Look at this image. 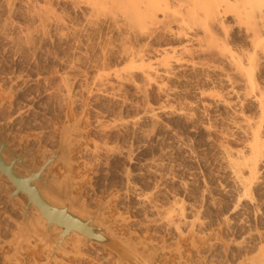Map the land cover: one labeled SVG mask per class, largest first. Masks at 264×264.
Segmentation results:
<instances>
[{
	"label": "rangeland",
	"instance_id": "374dc122",
	"mask_svg": "<svg viewBox=\"0 0 264 264\" xmlns=\"http://www.w3.org/2000/svg\"><path fill=\"white\" fill-rule=\"evenodd\" d=\"M124 1L0 0V139L39 167L70 131L45 176L84 216L103 204L153 264H264V19L246 13L264 5L229 7L207 35L180 29L178 0L144 27ZM0 180V264H117L84 238L53 259L36 233L21 242L27 198Z\"/></svg>",
	"mask_w": 264,
	"mask_h": 264
},
{
	"label": "water",
	"instance_id": "95a60500",
	"mask_svg": "<svg viewBox=\"0 0 264 264\" xmlns=\"http://www.w3.org/2000/svg\"><path fill=\"white\" fill-rule=\"evenodd\" d=\"M69 137L70 131H67L62 136L58 149L53 150L50 156H48L39 167L31 166L28 162L36 153L29 155L19 154L17 151H13L8 147L10 154H5L4 157L1 151L4 146H9V142L7 140H0V175L7 177L10 181V188L7 191L10 197L9 201L12 202L21 195H25L28 198L27 206L23 207L18 238L21 242H24L31 234L35 233L34 228L36 227L38 231L36 234L50 246L51 251L49 258L53 259L56 258L58 251H68V247L71 244L75 247L78 246L74 236L72 237L74 233L77 235L83 234L85 245L91 241V243H96L118 253L120 259L118 258L117 264H124V261H128L129 264H153V256L147 255L136 249L131 237L125 240L120 237L118 238L117 232L112 228L113 222L103 217L105 209L103 204H101L96 211L90 212L88 216H84L77 211L82 208L81 203L78 199L73 197L72 190L69 186L58 187L49 176H45L49 166L54 164L58 158H66ZM55 152L58 153L54 154ZM16 166L17 168H15ZM36 182L40 184L36 185ZM14 187L15 190H11ZM40 188L46 191L44 195H47L48 199L44 197ZM48 200L52 203L54 202L56 206L51 204ZM30 204L34 205L32 209L34 218L29 221ZM37 214L48 223L47 231H49V227L52 225L55 226L57 230L62 229L63 236L68 235L67 237L69 238H66V242V239L63 240L64 242L61 248L58 246H56V248L54 247L56 243L55 236L52 238V235L48 237L44 234V227H40L37 224L35 216ZM32 224H34V228ZM58 244H60V242ZM125 256L130 257V259L127 260Z\"/></svg>",
	"mask_w": 264,
	"mask_h": 264
},
{
	"label": "bare ground",
	"instance_id": "6f19581e",
	"mask_svg": "<svg viewBox=\"0 0 264 264\" xmlns=\"http://www.w3.org/2000/svg\"><path fill=\"white\" fill-rule=\"evenodd\" d=\"M124 1V0H123ZM126 1V0H125ZM124 1V2H125ZM177 1V0H176ZM127 2V6L126 7H128V15H129V20H130V22L133 24V26L135 25L136 27L138 26V24H139V26L140 27H144V26H142V25H145L146 24V22L148 23V22H150L151 23V21H153V23H155V22H157V23H160V22H162L161 20H158V13L159 12H163V17L164 18H166V17H168L169 15H168V10L171 8V0H127L126 1ZM126 2H125V4H126ZM244 3V6H247V4H248V7H249V3L250 4H253L252 2H254V5H255V7H256V5L259 3L260 4V6L262 5H264V0H248V2L249 3H245L246 1L244 0V2H243V0H178V6H179V8L180 7H185V8H187V10L185 11H183V12H181V10L180 11H178L179 13L181 12V16H183V17H181V19H179V20H177L178 22H182L181 23V25L183 26V25H185L184 27H182V28H180V29H182V30H184L183 32H185V30H187V29H192V27L193 26H195V25H198L199 24V26L201 25V27H204V30L206 31V34L208 33V31H210L209 30V26L210 25H212L214 22H212L211 23V21H216L215 20V18L216 17H218V16H220L219 14H221V12H224V11H226V10H228L229 9V7L231 8V7H234V5L236 6L237 4H239V3ZM241 3V4H242ZM255 3H257V4H255ZM246 4V5H245ZM240 6V5H239ZM237 7H238V5H237ZM237 7H235L234 9L236 10L237 9V11H239L240 12V10L241 9H243V8H241V9H239L238 10V8ZM241 7V6H240ZM239 7V8H240ZM257 7H258V9L256 8H254V6H252L251 5V8L249 7L248 9L250 10H252L253 12H255L256 13V11L258 10V11H260L261 12V14H260V12H259V14H258V16L260 17V18H262V19H264L263 17H264V13H262V9H261V7H259V5H257ZM175 8V7H174ZM253 8H254V10H253ZM260 8V9H259ZM127 9V8H126ZM183 9V8H182ZM233 9V8H232ZM244 9H247V8H244ZM230 10V9H229ZM248 11V12H246V13H248V14H250V12H252V11ZM256 10V11H255ZM168 11V12H167ZM177 11V10H176ZM245 11V10H244ZM244 11H242V13L244 12ZM257 11V12H258ZM187 14H189L190 13V15L189 16H187L186 15V13ZM167 13V14H166ZM245 13V12H244ZM243 13V14H244ZM255 13H253V15L252 16H255L256 14ZM184 14V15H183ZM222 14H224V13H222ZM240 14H241V12H240ZM255 14V15H254ZM168 15V16H167ZM227 15V14H226ZM179 16V15H178ZM192 17L191 19H187V17ZM174 17H176V16H174ZM235 17H237V16H235ZM257 17V16H256ZM258 17V18H259ZM163 18V19H164ZM170 18V17H169ZM179 18V17H178ZM253 19H256V18H253ZM261 19V20H262ZM171 20V19H170ZM249 20H250V18H249ZM252 20V19H251ZM250 20V21H251ZM260 20V21H261ZM155 21V22H154ZM164 22H165V19L163 20ZM175 21V20H174ZM250 21H248L249 23H250ZM256 21L257 20H253L252 22H253V27L251 26L250 28H254V29H252V31H253V36H255V37H253L254 39H257L256 41H259L258 43H259V45H258V43L256 44V45H258L259 46V48L261 47L262 48V50H264V42H262L263 41V37H264V27H260L258 24H260V22L258 23H256ZM252 22L250 23V25H252ZM179 23V24H180ZM221 25H222V23H221ZM134 26V27H135ZM146 26V25H145ZM264 26V25H263ZM169 27V26H168ZM211 27V26H210ZM194 28V27H193ZM172 29V28H171ZM213 29V28H212ZM179 30V29H178ZM203 30V29H202ZM181 31V30H180ZM174 32V31H173ZM179 32V31H178ZM177 32V33H178ZM183 32H182V34H183ZM187 32V31H186ZM210 32H212V31H210ZM180 34V33H179ZM187 34V33H186ZM185 34V35H186ZM217 34V33H216ZM205 35V34H204ZM208 35V34H207ZM214 35V34H213ZM262 35H263V37H262ZM252 36V35H251ZM209 37V36H208ZM212 38V37H211ZM210 39V38H209ZM261 40V41H260ZM175 49V48H174ZM173 49V50H174ZM185 49V48H184ZM187 50V49H186ZM226 50H228V49H226ZM139 52H142L141 50H138ZM138 51H136V52H134V54H142V53H139ZM166 51V50H165ZM138 52V53H137ZM189 52H191V51H189ZM171 51H170V53L169 52H166V54H170L169 55V57L170 56H172L171 55ZM173 53H176V52H173ZM165 54V55H166ZM177 54V53H176ZM144 55V54H143ZM165 55H163V57L165 56ZM135 56V55H134ZM138 56V55H137ZM168 56V55H167ZM139 57H141L142 58V56H139ZM166 57V56H165ZM164 57V58H165ZM173 57V56H172ZM253 58V57H252ZM233 59V58H232ZM180 60V59H179ZM234 61H235V59H234ZM167 63V62H166ZM252 63V62H251ZM242 64V63H241ZM237 66V65H236ZM252 66V65H251ZM239 67V66H238ZM241 67V66H240ZM241 68H243V67H241ZM253 68V67H252ZM246 70V69H245ZM250 71V70H249ZM261 103V107L264 109V101H261L260 102ZM261 109V108H260ZM1 141H4V140H2V139H0ZM255 141H256V144L254 145L255 147L253 148L254 150H253V152H255L254 154H257L258 155V158H259V155H262V156H264L263 154H264V140L262 139V134H261V131H256L255 132ZM8 147L9 148H11L13 151H16V150H14L11 146H10V144H9V146L7 145V147H3V149H2V151H1V154H3V156L5 157V154H10V151H9V149H8ZM10 149V150H11ZM0 150H1V147H0ZM58 152H55L54 154H57ZM18 154V153H17ZM20 154V153H19ZM254 157H255V155H254ZM257 158V157H256ZM18 166V165H17ZM17 166L15 167V168H17ZM250 168H252V167H250ZM238 171V170H237ZM239 176V175H238ZM44 178H45V176H44ZM1 181V180H0ZM3 182V181H2ZM40 183H37L36 182V185H39ZM11 190H15V187L13 188V189H11ZM40 191L42 192V194L44 195L45 193H46V191H44V189H41L40 188ZM45 192V193H44ZM44 197L46 198V199H48L47 198V195H44ZM27 198V197H26ZM19 200V199H18ZM27 201H28V198H27ZM27 201H26V203H25V205L23 206V207H26L27 206ZM49 201V200H48ZM50 202V201H49ZM51 204H53V205H55L56 206V204L53 202H50ZM11 205V204H10ZM12 207H14V206H12ZM34 208V205L33 204H30V214L28 215L29 216V221L32 219V218H34L33 217V212H32V209ZM20 212V211H19ZM20 215V214H19ZM36 216V221H37V224L40 226V227H44V229H43V231H44V234L45 235H47L48 237H50L51 235H52V238L55 236V241H56V243H55V245H54V247L56 248V246H58L59 248H61L62 247V243L64 242L63 240L64 239H66V238H69V237H67V236H63L62 235V229H60V230H57V228H55V226H52V225H50V227H49V231H47L48 230V223L47 222H45V220H43L42 219V217L40 218L39 216L40 215H35ZM81 217V216H80ZM83 217V216H82ZM41 222H43V224H41ZM95 223V222H94ZM95 224H97V223H95ZM52 226V227H51ZM32 227L34 228L35 226H34V224H32ZM35 229V233L36 232H38L37 231V228L35 227L34 228ZM114 230V229H113ZM115 231V230H114ZM96 232V231H95ZM49 233V234H48ZM73 233V232H72ZM97 233V232H96ZM71 234V233H70ZM98 234V233H97ZM74 236V238H75V241L77 242V244L79 245L80 243H82V238H83V234H75L74 233V235H72V237ZM78 236V237H77ZM117 236V235H116ZM120 236L118 235V238H119ZM121 238V237H120ZM121 239H123V238H121ZM125 240V239H124ZM67 241V239L65 240V242ZM85 241V240H84ZM60 242V244H58ZM91 242V241H90ZM96 244V243H95ZM58 248V249H59ZM108 250H110V249H108ZM110 251H112V250H110ZM116 256H117V260H118V258L120 257H118V253H116V252H114V251H112ZM114 258V256H112L111 254H108V256L106 257V258H104V260L105 261H107V260H111V259H113ZM125 258L127 259V260H129L130 259V257H127V256H125ZM120 259V258H119ZM35 260V259H34ZM114 260V259H113ZM31 261V260H30ZM32 263V262H31ZM124 264H129V262L128 261H124Z\"/></svg>",
	"mask_w": 264,
	"mask_h": 264
}]
</instances>
